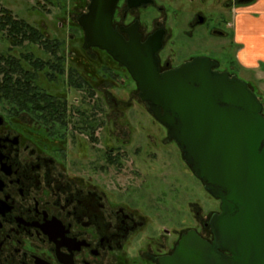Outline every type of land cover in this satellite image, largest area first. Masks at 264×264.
<instances>
[{
    "label": "flooded vegetation",
    "instance_id": "1",
    "mask_svg": "<svg viewBox=\"0 0 264 264\" xmlns=\"http://www.w3.org/2000/svg\"><path fill=\"white\" fill-rule=\"evenodd\" d=\"M179 1L178 29L161 14L164 6L157 0H117L112 26L125 40L131 32L141 43L151 42L152 46L160 34L154 51L160 73L179 68L195 57L213 60L216 64L212 69L236 76L249 87L264 117L259 83L255 86L242 73L253 72V68L264 73V50L253 53L249 40L239 43L234 32L235 12L249 0H215L210 16L204 14L206 19L196 7L186 21L189 26L204 27L199 32L201 38H206V32L227 38L232 33V42L241 44L242 51L233 55V63H226L229 69L204 54L182 56ZM220 5L234 11L232 32L224 13L218 10ZM68 50L71 58L82 63L76 70H67L69 88L89 90L93 77L99 87L105 86L108 76L115 77L108 81L118 84L113 74L117 67L128 73L133 91L149 107L140 98L137 81L129 70L106 49L83 46L79 51ZM233 64L236 67L232 69ZM92 68L94 72L99 68L102 74L96 71L90 75ZM69 88L60 101L67 113ZM37 91L53 99L52 93ZM113 100L118 105L117 98ZM26 109L19 113H27ZM46 109L43 103L35 110L38 115L0 111V264H170L182 236L190 231L213 243L210 220L220 212V200L205 190L217 207L207 217L196 210L190 221L182 218V162L195 181L203 187L204 183L184 160L167 128L153 115L161 125L160 141L174 144L180 160L158 158L156 153L133 145L130 124L126 122L124 128L121 115H57L55 109L43 112Z\"/></svg>",
    "mask_w": 264,
    "mask_h": 264
},
{
    "label": "water",
    "instance_id": "2",
    "mask_svg": "<svg viewBox=\"0 0 264 264\" xmlns=\"http://www.w3.org/2000/svg\"><path fill=\"white\" fill-rule=\"evenodd\" d=\"M116 1L89 0L77 19L84 46L106 49L129 70L140 98L220 200L210 220L213 243L190 231L170 264H264V117L255 94L236 76L212 69L216 63L207 57L160 73L154 54L160 34L154 46L131 32L125 40L111 23Z\"/></svg>",
    "mask_w": 264,
    "mask_h": 264
},
{
    "label": "rangeland",
    "instance_id": "3",
    "mask_svg": "<svg viewBox=\"0 0 264 264\" xmlns=\"http://www.w3.org/2000/svg\"><path fill=\"white\" fill-rule=\"evenodd\" d=\"M52 1L55 3L54 5H50L49 3L46 4L43 0H0L1 6L9 8L17 18L24 19L31 25L39 28L48 42L57 45L55 49L45 48L40 43L29 42L12 46L5 35L0 32V53L3 52L6 55L9 54L14 56V58H21L23 67L34 73V84L38 86L39 90L53 94V99L50 100V102L53 101L52 105L54 107L52 109H55L54 112L57 113V115H121L123 117L124 128H126V122L130 124L128 129L132 133L133 145H138L142 150L147 152L156 153L158 158H163L165 160H180L177 147L174 144H164L160 141L162 134L159 128L161 129V125L153 120L149 107L142 103L137 97V93L133 91L134 87L129 83V75L126 71L119 70L115 67L116 70H113L115 72L113 74L117 75L118 84H113L108 81L109 79L115 78H110L108 76L107 81H105V86L108 87H106V91L102 90L105 89L104 84L102 87H99L96 84L97 78L95 79L94 77L91 78L94 82H91L92 84H90L89 90L86 87L85 90L83 88L73 89L68 87L69 84L65 81L67 70L69 71V69L72 68L76 70L78 67L77 65L81 67L82 64L76 61L75 58H71V50H68V48L79 51V48L84 46V32L82 28L79 27L77 19L79 15L86 11L89 0H84L86 5H83V0ZM157 1L158 5L164 6L161 14L169 19L172 28L178 29L180 1ZM213 3H215V0H182V56L191 57L195 54H204L219 61L222 68L229 69L226 63H233L230 59H232L233 55L242 51L240 50L241 44H239L241 41L239 43H233L232 33L231 35L229 33L230 36L227 38L212 35L208 36L206 32V38H201L199 32H201L204 27L189 26L186 22L188 19H191L195 10L198 9L196 7L202 9L203 12L201 14L203 16H210L209 12ZM251 4L252 1L249 0L239 5L238 8L244 5L251 7ZM236 6L237 5L234 7ZM218 10L224 13L225 20L228 21L227 27L229 31L232 32V17L234 11L232 9H224L221 5L218 7ZM26 54H30L32 60L38 59L44 62L43 67L34 70V67L22 56ZM92 57L94 56H91V58ZM91 64L94 65L95 62L92 61ZM52 66H57V68H53ZM235 67L234 65L230 68L233 69ZM98 69L99 68H96L97 73L102 74V70L100 71ZM252 71L253 72L250 73H242L253 81L255 86L259 83L257 89L259 90L258 92L261 96V100L264 101V73L260 72L258 68H253ZM95 72L92 68L90 75L93 76ZM75 83L82 86L80 82ZM114 86H117V89H115ZM68 88L69 93L65 97H67L66 101L69 109L68 113L64 110V114L62 109L63 105L59 107L58 102L61 101L63 98L62 95L66 93ZM114 97L119 101L116 106L113 103ZM44 103L49 108L50 103ZM22 105H20V109H18L14 104L1 100L0 107L2 109L0 108V111H13L17 112L19 115H38V111H35L31 104L27 103L25 106ZM24 107L27 108V113H19ZM51 111L52 110L46 109L43 112ZM79 138L83 139L84 137L81 136ZM181 183L182 218L186 217V219L190 221L196 210H199L203 217H207L209 211L217 207V202L214 203L211 200H214V198L207 194L199 181H195L194 177L188 171H185L183 162ZM157 185H160V183Z\"/></svg>",
    "mask_w": 264,
    "mask_h": 264
},
{
    "label": "trees",
    "instance_id": "4",
    "mask_svg": "<svg viewBox=\"0 0 264 264\" xmlns=\"http://www.w3.org/2000/svg\"><path fill=\"white\" fill-rule=\"evenodd\" d=\"M43 1L46 4H55L52 0ZM82 3L84 5L85 1L83 0ZM42 7L46 8L45 6ZM0 32L5 35L12 46L22 45L24 42L40 43L45 48L53 49L57 46L48 42L39 28L24 19L17 18L9 8L1 5ZM22 56L34 67V70L40 69L44 65V62L38 59L32 60L30 54ZM34 78V73L23 67L21 58H14V56L6 55L3 52L0 53V101L4 100L7 103L14 104L18 109H20V105L25 106L28 103L33 106L34 110H37L42 103L49 102V108L47 107V109L52 110L54 107L52 105L53 101L50 102V96L42 95L37 91L39 88L34 84ZM61 105L63 103L59 101L58 106L61 107Z\"/></svg>",
    "mask_w": 264,
    "mask_h": 264
},
{
    "label": "crops",
    "instance_id": "5",
    "mask_svg": "<svg viewBox=\"0 0 264 264\" xmlns=\"http://www.w3.org/2000/svg\"><path fill=\"white\" fill-rule=\"evenodd\" d=\"M250 6H242L235 12L234 32L239 42L252 45V52L264 50V0H251Z\"/></svg>",
    "mask_w": 264,
    "mask_h": 264
}]
</instances>
